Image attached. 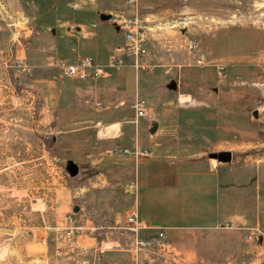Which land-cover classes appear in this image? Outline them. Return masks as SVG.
I'll use <instances>...</instances> for the list:
<instances>
[{
  "label": "crops",
  "instance_id": "0c3cea01",
  "mask_svg": "<svg viewBox=\"0 0 264 264\" xmlns=\"http://www.w3.org/2000/svg\"><path fill=\"white\" fill-rule=\"evenodd\" d=\"M15 2L20 17L31 28V35L24 44L22 66L25 71L36 73L34 86L44 89L43 113L51 122L52 140L66 147L63 151L66 158L75 154L81 166L94 174L88 183L90 187L85 184L76 188V196L82 200L80 212L85 209L88 218L98 215L106 220L105 215L95 208L93 201L96 198L88 201V196L93 192H110L102 195L104 199L112 195V191H119L123 200H132L130 206L136 209L139 220L144 224L137 237L148 235L151 239L148 241H156L163 231L160 240L175 252L174 264H261L260 250L264 248V242L246 241L243 229L264 228V185L261 180L264 178V162L234 161L231 155L229 162L221 163L211 157L212 153L232 150L227 148L228 129L217 123V118L210 113L211 105L194 104L192 96H186L189 101L185 103L179 102V97L175 100L168 96L161 103L165 110L164 120L152 113H149V118L141 119L147 123V130L142 136L136 134L134 143L137 142L149 155L135 163L133 159H124L128 157L112 154L123 149L119 141L125 135L124 126L131 125L129 121L133 118L132 102L127 104L123 91L127 73L132 68L111 71L108 77L95 81H75L58 71L57 75L53 74L55 71L48 67L54 60L67 64L80 59H90L94 64L107 62L113 49L120 45L115 40L120 39L123 44V35L109 21L101 22L100 14L126 18L138 14L147 23L184 15L187 16L184 18L186 21L201 24L207 23L208 19L214 21L229 8L242 6L246 0H137L140 12L133 11L126 0ZM125 4L132 8L125 10L122 8ZM247 30L264 32L258 27L235 23L213 31H200V57L210 61L208 56L212 44L207 43L206 37L215 42L217 35L221 34L226 42L234 32ZM144 46L147 57L141 62L164 68L166 73L171 72L174 76L179 75L184 61H192L191 54L184 47L178 46L171 51L154 39L147 40ZM249 46L255 54L250 60L264 63V40L261 43L255 40ZM233 60L235 70L238 65L250 61ZM193 65L196 66L195 63ZM183 66L191 65L183 63ZM203 66L207 67L206 64ZM151 71L146 73L152 74ZM172 82L176 84L171 80L167 87L175 91L176 87H170ZM224 105L227 102L220 108ZM207 112L211 114L210 123L198 118L208 119ZM153 123L157 124V129L150 134ZM163 124L169 129L160 133ZM105 128H112L116 133L108 136ZM124 160L132 162L134 167L128 163L125 165ZM226 182L235 185L240 194L225 196L221 187ZM130 183L136 185L135 194L123 188ZM238 199L240 204L236 203ZM125 211L121 213L119 222L107 220L111 226L121 223L119 228L128 233V227L122 226L121 222ZM91 223L93 221L88 222ZM124 243L126 245L128 241ZM117 253L114 251L108 255ZM125 253L131 262L130 254Z\"/></svg>",
  "mask_w": 264,
  "mask_h": 264
},
{
  "label": "rangeland",
  "instance_id": "374dc122",
  "mask_svg": "<svg viewBox=\"0 0 264 264\" xmlns=\"http://www.w3.org/2000/svg\"><path fill=\"white\" fill-rule=\"evenodd\" d=\"M16 7L15 0H0V264H110L106 261L107 255L114 251L128 259L124 242L134 240L133 235L120 229L121 223L111 226L108 220L119 222L121 213L131 208L132 200H123L119 191H112V195L104 199L102 195L111 193L93 192L88 196V201L96 198L93 201L96 210L108 220H102L98 215L88 218L85 209L77 214L72 211L74 206H82V200L76 196V188L83 186L75 185L76 180L67 175L65 162L69 158L79 166L78 179L87 178L88 187L94 174L81 166L75 154L66 158L63 154L66 147L52 140L51 122L43 113L44 89L34 86L36 73L25 71L22 66L24 44L31 35V28L20 17ZM132 7L125 4L122 8L130 10ZM184 18L187 16L149 20L147 39H154L171 51L177 49L182 37L176 28L169 25ZM262 18L264 0H246L242 6L229 8L214 21L208 19L207 23H192L188 26L189 33H186L197 44V56L200 57V31H213L231 23L264 30ZM223 37L217 35L215 42L206 37L207 43L212 44L208 59L213 61L202 59L207 67L194 66L193 61L187 59L184 65L191 66L184 67L182 63L177 76L156 65H153L152 74L136 73L132 68L123 88L127 104H133L136 98L143 100L149 113L164 120L165 110L161 103L168 96L175 100L179 97V101L182 97L192 96L194 104L211 105L210 113L217 118V123L228 129L227 148L232 150L227 152L231 153L232 160L264 162V63L250 60L255 54L249 46L255 40L261 43L264 32H234L226 42ZM115 42L122 45L120 39ZM206 47L210 48L209 45ZM237 58L241 62L250 61L238 65L235 70L232 62ZM171 80L176 82L175 91L167 87ZM225 102L228 107L220 108ZM254 111L257 112L256 119L251 115ZM207 113L208 119L198 118L210 123L211 114ZM146 126L143 120L137 128L125 125L120 148L132 147L135 135H144ZM168 129L169 126L163 124L160 133ZM125 162L123 164L134 167L132 162ZM261 180L263 186L264 178ZM231 184L226 182L221 187L222 191L225 196L236 197L240 191L237 192L235 185ZM236 203L240 204L241 200H236ZM91 221L93 223L88 224ZM121 222L126 226L123 220ZM99 226L103 228L99 229ZM139 240L151 239L140 234ZM101 247L106 249L103 254L99 252ZM260 256L261 264H264V248L260 250Z\"/></svg>",
  "mask_w": 264,
  "mask_h": 264
},
{
  "label": "built area",
  "instance_id": "2783aa9c",
  "mask_svg": "<svg viewBox=\"0 0 264 264\" xmlns=\"http://www.w3.org/2000/svg\"><path fill=\"white\" fill-rule=\"evenodd\" d=\"M126 2L134 7L135 12L139 11L137 0H126ZM110 17L111 19L109 22L116 26L123 35V44L113 49L105 64H94L90 59H80L70 64L54 60L49 63L48 67L58 71L62 76L75 81H95L106 78L111 71L119 70L126 66L133 68L136 73L140 71L150 72L153 67L141 62L143 58L147 57V50L144 44L148 40V23L139 18L138 14L131 18L116 14L110 15ZM191 24L190 21L181 19L178 23H172L169 27L176 28L180 38L182 37L178 42L179 47H184L191 54L193 63L197 66H203L204 62L202 58L197 56V44L190 40L186 33V31L189 33L188 26ZM261 24L264 26V18L261 19ZM165 25L166 24H163V26ZM182 31H184V33H182ZM218 69L221 68L219 67ZM218 75L221 74L218 73ZM97 107H99V105H97ZM131 109L133 111V118L129 123L136 128L139 124V120L149 118V112L143 100L136 98ZM112 154L130 157L137 163L147 158L149 152L147 150H142L137 142H135L132 147L118 149L112 152ZM123 188L133 194L136 192L135 183L125 184ZM123 222L134 237V240L127 244V249L125 250L130 254V264H174V260L176 259L175 252L160 240L163 236V231H160L158 234L159 240H139L137 233L144 228V224L139 220L137 211L134 207L125 211ZM117 229L119 230V228ZM243 232L246 241L254 242L260 240L264 242V228H246L243 229ZM105 250V248L101 247L99 249L100 254H103Z\"/></svg>",
  "mask_w": 264,
  "mask_h": 264
},
{
  "label": "water",
  "instance_id": "95a60500",
  "mask_svg": "<svg viewBox=\"0 0 264 264\" xmlns=\"http://www.w3.org/2000/svg\"><path fill=\"white\" fill-rule=\"evenodd\" d=\"M99 19L101 22H108L111 19V17H110V15L100 14ZM182 33H184V31H182ZM170 87L174 89L176 87V84L174 82H172ZM251 115L253 118H255V119L257 118V112L256 111L252 112ZM156 129H157V124L153 123L149 133L154 134ZM211 157L213 159H216L217 161H219L221 163H227L231 159V153L230 152H221L218 155H212ZM64 170L70 178H75L79 174V166L72 160H67L65 162ZM72 211L74 214H77L80 211V207L74 206L72 208Z\"/></svg>",
  "mask_w": 264,
  "mask_h": 264
},
{
  "label": "trees",
  "instance_id": "16d2710c",
  "mask_svg": "<svg viewBox=\"0 0 264 264\" xmlns=\"http://www.w3.org/2000/svg\"><path fill=\"white\" fill-rule=\"evenodd\" d=\"M219 153H212V155H218ZM71 179H75L76 180V183L75 185H77L78 187L80 186H84L87 182V178H84V179H81L79 180L78 179V176L75 177V178H71ZM106 261L108 262H115L116 264H128V259L125 257V255H121V254H115V255H107V259Z\"/></svg>",
  "mask_w": 264,
  "mask_h": 264
},
{
  "label": "bare ground",
  "instance_id": "6f19581e",
  "mask_svg": "<svg viewBox=\"0 0 264 264\" xmlns=\"http://www.w3.org/2000/svg\"><path fill=\"white\" fill-rule=\"evenodd\" d=\"M187 101H189V98L188 97H182L179 102L185 103ZM114 132H115V130L112 129V128L106 129V131H105L106 135H108V136H110L111 134L113 135Z\"/></svg>",
  "mask_w": 264,
  "mask_h": 264
}]
</instances>
